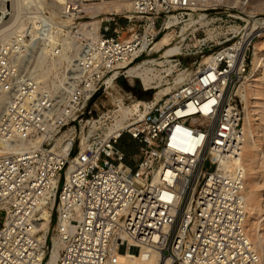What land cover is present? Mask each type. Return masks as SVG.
<instances>
[{"label":"built area","instance_id":"1","mask_svg":"<svg viewBox=\"0 0 264 264\" xmlns=\"http://www.w3.org/2000/svg\"><path fill=\"white\" fill-rule=\"evenodd\" d=\"M127 1L122 16L141 27L131 38L112 32L119 13L86 17L84 0H64L57 25L31 6L23 28L0 37V264H44L45 212L64 241L56 264H108L131 247L159 250L171 264H264L245 227V173L237 163L241 86L263 19L255 26L225 14L233 22L225 33L197 39L210 60L123 117L119 103L94 107L113 87L106 79L128 76L156 51L167 21L182 23L199 2ZM44 43L49 51L39 59Z\"/></svg>","mask_w":264,"mask_h":264},{"label":"bare ground","instance_id":"2","mask_svg":"<svg viewBox=\"0 0 264 264\" xmlns=\"http://www.w3.org/2000/svg\"><path fill=\"white\" fill-rule=\"evenodd\" d=\"M198 1L200 0H195V2ZM16 2L17 4L15 5H17V8L15 7V9L17 10L13 12L14 14L10 16V21L13 20L11 21L12 23L14 21H17V18L19 17L21 12V1L18 0ZM63 2L64 0L50 1V4L53 7L51 11V20L56 25L58 24L57 20H60L61 18V13L63 11ZM107 7L112 13H118L131 9V5L127 0H114ZM97 8L99 11H101L100 9H103V6H99ZM93 10L94 8L92 9V11ZM0 12L7 14L6 10L0 9ZM205 15L206 14L204 13H200L199 16H196L195 14L191 13L189 19L184 21L181 31L175 37L172 36V32L175 30V28L168 29V31H166L159 37V39L155 43L154 49L158 53H160V56L164 58L163 60H157V58H145L131 65L127 69L126 73L128 76L131 77V80L132 77H137L144 85V88L158 89L154 93L155 101H158L165 94L173 91L174 88H176L182 81H184L188 77L193 76L196 73V70L191 71L189 69H185L184 71H180L172 82H162L164 78L163 72L168 73L172 71L173 65L171 57L174 55H178L182 52V49L185 46L184 43L186 38L191 32H194L197 29L196 25L198 22L203 23ZM54 18L58 19L56 20ZM5 21L6 20L2 22L0 20V29L4 28V26L8 22L9 23L7 25H10V21ZM90 23H93L96 28L99 26L98 19L90 21ZM86 24H88V22H83L81 25L85 26ZM167 24L171 28V26L177 25L178 21L176 20V18H171L167 21ZM13 31L15 30L13 29ZM170 36L174 38V41H170ZM259 36L261 38L258 42L264 43V28L259 33ZM261 44L253 45L251 67L247 72L241 86L242 97L244 99L243 128L245 135L242 145V151L239 157L237 158V163L238 165L243 167L245 173L244 194L247 209L245 227L255 249L264 255V48L260 49ZM39 50V59H41V55L44 52L49 51L48 44L44 43L40 46ZM209 60L210 56L209 54H206L201 64L207 63ZM157 65H160L162 68H158ZM262 70L263 75L260 76L259 74ZM106 82L112 85H114L115 83L113 81V77H108L106 79ZM115 103L120 104V109L122 110L123 117L129 114L132 110V106L122 105L121 100H117L115 101ZM137 104L138 103L136 102L133 104V106L137 107ZM3 151L4 148L1 147L0 143V153H2ZM43 216L45 219L42 223L41 228L44 229V236H46L49 230L48 228L51 217L48 212H45ZM63 246L64 241L61 239V235H53L52 246L47 252L48 255H46V258H48L44 264H56ZM45 254L46 252H44V255ZM108 264H171V262L167 257H164L162 255V252L159 250H152L150 253L141 250L139 253V250L137 248L131 247L130 249H120L116 251L113 254L112 258L109 260Z\"/></svg>","mask_w":264,"mask_h":264},{"label":"rangeland","instance_id":"3","mask_svg":"<svg viewBox=\"0 0 264 264\" xmlns=\"http://www.w3.org/2000/svg\"><path fill=\"white\" fill-rule=\"evenodd\" d=\"M18 0H0V9L1 10H6L7 12V17L2 18L1 20V15H0V20L4 22V20L10 21L11 15L14 14L17 9L15 7L17 5ZM21 4V12L19 17L17 18V23L14 21L13 23L10 21V25L4 26V28L0 29V37L2 40L9 38L16 30L20 29L23 27L22 24V17L25 15V10H27L29 7L37 6L41 11H45L48 15L51 16V11L53 9L52 5L50 4L51 0H20ZM114 0H84L86 4V9L88 10L87 16H92L95 17L96 14L98 13H111V11L108 9V5L111 4ZM201 1V3H200ZM195 6L194 11H188L189 14L185 16L184 20L182 23H179L175 26H172L169 29L175 28V30L172 32V36H176L180 31L181 28L184 24V21L188 20L190 17V14L193 13L196 16H199L200 13H204L205 19L203 20V23L199 22L197 23L196 27H201L200 30L197 32V37L194 38L192 37L191 34L186 38L185 43H184V48L182 49V52L176 56H172V71L171 72H163L164 78H163V83L166 82H172L174 78L177 76V74L180 71H184L185 69H189L191 71H195L197 67L202 63V60L206 54H209L210 49L206 48L204 49V53L202 54L200 50L202 49L200 46V41H198V38L202 37H208L211 36V31L213 32H223L225 33L229 28L230 24L233 23L230 21V17L225 16V14H233L236 16L241 17L242 19L249 20L251 25H256L258 23V17L263 19L264 21V0H200ZM38 2V3H37ZM40 4V5H37ZM200 5V6H199ZM103 6V9H100L101 11L98 10L97 7ZM94 10L92 11V9ZM17 8V7H16ZM97 9V10H96ZM94 12V13H92ZM120 15V19H126L122 15L125 13H129L128 10L118 12ZM224 14V16H222ZM44 16V14L42 13ZM221 16L224 18L223 20L221 19ZM9 19V20H7ZM58 19V18H54ZM59 20V19H58ZM87 20V18L83 19V21ZM90 20V19H89ZM93 21V20H92ZM134 23H130L127 25V21L122 23L121 21L114 26L113 33H120L122 38H131L136 32H138L141 27L138 25L139 21L134 20ZM58 22V21H57ZM89 22V21H87ZM84 22V23H87ZM255 22V24H254ZM53 24H55L53 22ZM59 24V22H58ZM203 24V25H202ZM7 26V27H6ZM11 26V27H10ZM10 29H9V28ZM19 27V28H16ZM263 28H264V22H263ZM262 28V29H263ZM13 29L15 31H13ZM215 29V30H214ZM259 33L261 32V30ZM6 30V31H4ZM4 31V32H3ZM13 31V32H12ZM168 31V30H167ZM192 31V29H191ZM10 32V33H9ZM12 32V33H11ZM166 32V31H165ZM164 32V33H165ZM163 33V34H164ZM176 33V34H175ZM4 34V35H3ZM174 34V35H173ZM2 35V36H1ZM8 35V36H7ZM4 36V38H3ZM7 36V37H6ZM170 36V41H174V38ZM172 38V39H171ZM260 36L254 41V44H261L260 49L264 48V43L261 42L259 43L258 41L260 40ZM53 42H55V38L52 37ZM1 40V41H2ZM188 47H187V46ZM252 52H253V47H251L249 54H248V63H249V68L248 71L251 67V62H252ZM145 58H157V60H163L164 58L160 56V53L157 51L152 52L150 55L144 57ZM143 60V59H142ZM44 66L48 67L49 69L53 66L51 63V60H45L44 61ZM169 66V65H167ZM158 68H162L160 65H157ZM260 76L263 75V70L259 74ZM171 80V81H170ZM158 89H146L144 88V85L141 83L139 78L137 77H131L130 76H121L117 81H115L114 85L112 88L107 89L106 91H103L100 93V95L95 99L94 101V107L97 109V111H102L106 110L108 108H111L115 106V101H120L125 102V106H131L132 104L138 102V101H145V100H150L155 98V92ZM113 93V94H112ZM115 93V94H114ZM115 97V98H114ZM112 98V99H111ZM120 99V100H119ZM123 99V100H122ZM115 100V101H114ZM244 123V122H243ZM107 129L104 128V132H106ZM126 140L127 136H123V138L120 141V146L126 148ZM134 150H130V153H133ZM3 215L4 213L0 212V225L3 221ZM264 228V225H263ZM48 239H47V246L48 250L52 246V236H57L59 233H57V222L56 220H53L49 224L48 228ZM264 230V229H263ZM48 252V251H47ZM46 252L45 254V260L44 263L46 262L47 258L46 255H48Z\"/></svg>","mask_w":264,"mask_h":264},{"label":"water","instance_id":"4","mask_svg":"<svg viewBox=\"0 0 264 264\" xmlns=\"http://www.w3.org/2000/svg\"><path fill=\"white\" fill-rule=\"evenodd\" d=\"M0 15H1V20H2V18L4 19L8 16L6 13H2V12H0Z\"/></svg>","mask_w":264,"mask_h":264},{"label":"trees","instance_id":"5","mask_svg":"<svg viewBox=\"0 0 264 264\" xmlns=\"http://www.w3.org/2000/svg\"><path fill=\"white\" fill-rule=\"evenodd\" d=\"M120 21H121L122 23L126 22V20H125V19H120Z\"/></svg>","mask_w":264,"mask_h":264}]
</instances>
